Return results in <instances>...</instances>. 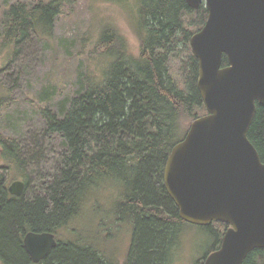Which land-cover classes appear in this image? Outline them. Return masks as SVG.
I'll list each match as a JSON object with an SVG mask.
<instances>
[{
    "label": "trees",
    "instance_id": "16d2710c",
    "mask_svg": "<svg viewBox=\"0 0 264 264\" xmlns=\"http://www.w3.org/2000/svg\"><path fill=\"white\" fill-rule=\"evenodd\" d=\"M71 1L10 5L1 22L0 53H11L31 33L51 34ZM135 3L139 5L135 25L139 53L131 52L116 27L104 24L92 51L99 55L98 72L85 77L63 110L40 111L46 131L62 140L58 164L42 174L31 198L27 179L24 195L17 198L8 193L11 175L0 176V263L32 264L23 246V236L32 231L51 232L58 239L43 264H177L179 237L190 224L180 218L167 194L163 172L172 149L189 130L185 120L193 122L207 111L197 86L194 56L190 53L179 69L183 88L170 75L168 53L179 43L190 50V38L203 28L209 13L204 5L191 9L186 0ZM223 66H228L226 56ZM10 95L11 90L0 94V109L11 104ZM248 138L264 162L263 105L257 104ZM23 154L18 140L0 136L2 171L22 167ZM112 188L121 199L113 207L110 223L127 224L134 235L123 263L83 238L62 240L58 231L79 215L90 195ZM215 225L222 232L229 227L221 222ZM203 229L214 240V252L222 241L219 231L214 225ZM244 264H264V249L252 251Z\"/></svg>",
    "mask_w": 264,
    "mask_h": 264
},
{
    "label": "water",
    "instance_id": "95a60500",
    "mask_svg": "<svg viewBox=\"0 0 264 264\" xmlns=\"http://www.w3.org/2000/svg\"><path fill=\"white\" fill-rule=\"evenodd\" d=\"M186 3L193 10L205 5L209 13L189 42L207 114L172 149L164 187L184 222L229 225L203 264H244L252 251L264 249V162L248 138L257 104L264 106V0ZM8 191L22 197L25 183L16 180ZM57 246L51 232L24 237L35 264Z\"/></svg>",
    "mask_w": 264,
    "mask_h": 264
},
{
    "label": "rangeland",
    "instance_id": "374dc122",
    "mask_svg": "<svg viewBox=\"0 0 264 264\" xmlns=\"http://www.w3.org/2000/svg\"><path fill=\"white\" fill-rule=\"evenodd\" d=\"M36 1L0 0V40L1 22L7 8L17 2L31 4ZM138 6L135 0H72L63 8L51 34L31 33L28 40L17 45L11 53H0V94H8L11 90L12 98L8 107L0 109V136L18 140L24 150V163L20 168L2 171L0 160V176L11 175L8 186L14 180L27 179V197L31 198L42 183V174L58 164L56 155L63 146L62 140L46 131L40 111L47 107L56 112L63 110L85 77L98 72L99 55L92 51L101 27L112 24L126 37L131 52L139 53L140 44L135 34ZM190 53L191 47L189 50L181 43L171 46L168 53L170 75L179 87L185 88L179 69L188 62ZM191 124L190 120L184 122L187 128ZM120 199L114 188L90 195L81 204L79 215L58 230L60 239L83 238L123 263L130 255L134 235L129 225L118 227L110 223L113 207ZM213 225L219 231L217 225ZM203 228L189 225L180 235L177 264H203L214 244ZM219 234L222 238L224 232L219 231Z\"/></svg>",
    "mask_w": 264,
    "mask_h": 264
},
{
    "label": "flooded vegetation",
    "instance_id": "af4514ba",
    "mask_svg": "<svg viewBox=\"0 0 264 264\" xmlns=\"http://www.w3.org/2000/svg\"><path fill=\"white\" fill-rule=\"evenodd\" d=\"M8 193L10 194V192L8 191ZM11 195V194H10ZM12 196V195H11ZM14 197V196H13ZM24 237L25 236H23V246H24ZM25 248V247H24ZM26 250V249H25ZM27 252V251H26ZM29 255V254H28ZM29 257H30V255H29ZM30 260H31V257H30ZM45 260H43V261H41L39 264H43V262H44ZM32 264H34L33 262H32Z\"/></svg>",
    "mask_w": 264,
    "mask_h": 264
}]
</instances>
